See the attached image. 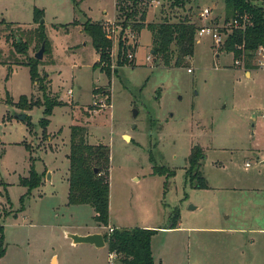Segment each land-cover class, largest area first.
Wrapping results in <instances>:
<instances>
[{
	"label": "rangeland",
	"instance_id": "obj_1",
	"mask_svg": "<svg viewBox=\"0 0 264 264\" xmlns=\"http://www.w3.org/2000/svg\"><path fill=\"white\" fill-rule=\"evenodd\" d=\"M117 1L0 0V224L5 233L0 264H50L54 255L58 264H111L115 255L107 245L75 244L68 233L105 234L114 226L157 229L154 264H264V50L253 57L244 53L236 63L209 34L197 35L194 55L166 67L151 51L152 33L143 28L135 38L131 33L123 38L137 46L133 58L119 66L118 20L124 18ZM173 2L141 0L139 5L147 8V22L187 15L199 27L211 25V19L221 30L231 23L225 21L224 0ZM257 4L264 7V0ZM205 7L211 13L202 19ZM35 8L44 12L48 41L40 61ZM88 18L112 28L117 22L104 63L84 31ZM16 36L23 38L28 55L15 51ZM28 62L36 64V83ZM23 95L30 104L19 103ZM46 95L63 105L54 108L44 128ZM35 102L40 105L29 108ZM20 113L29 118L19 120ZM75 124L87 127L90 145L109 148L103 172L110 183L109 226L94 220L92 206L69 204ZM196 144L205 153L201 171L208 189L193 188L187 178ZM31 164L42 183L22 204L28 189L20 180L29 176ZM170 170L175 175L169 176ZM177 209L178 228L170 229Z\"/></svg>",
	"mask_w": 264,
	"mask_h": 264
},
{
	"label": "trees",
	"instance_id": "obj_2",
	"mask_svg": "<svg viewBox=\"0 0 264 264\" xmlns=\"http://www.w3.org/2000/svg\"><path fill=\"white\" fill-rule=\"evenodd\" d=\"M75 1L77 2V0ZM127 1V3H123L118 0L116 5L119 10V18H124L123 20H118L120 23L119 33H121L117 57L119 66L127 64L128 59L126 57L135 51L134 47L137 44L128 45L124 44L123 41V38L127 39L134 29H137L135 36L143 28H147L152 33L153 54L161 58L166 67L180 66L184 60L194 55L197 33L200 27L190 16L186 15L177 21H173L171 17L166 16L161 22H147L148 11L147 8L139 5L141 0ZM224 1L226 22L240 18V15H247L251 25L245 30L231 26L232 30L227 33L221 48L228 53H232L235 60L241 59L244 53L249 55V57H253L254 52H257L260 48L264 49V7L257 4V0ZM184 4L185 0H174L172 6H184ZM34 14V20L38 24L34 31L39 33L37 37L41 45L44 41L46 42L47 50L48 41L43 28L44 21L42 22L44 12L39 8H35ZM107 28L108 25L94 21L91 18H88L84 23V31L91 36L93 45L100 54V63L107 61L109 58L108 53L113 47V41L108 37ZM223 31H226V29ZM13 45L18 54L28 55L27 45L21 36L15 37ZM131 62L133 63V60H130ZM15 63L20 64L21 61ZM96 64L95 67L97 66ZM27 65L30 67L32 82L36 83L38 79L36 64L28 62ZM247 66L251 67V64L248 63ZM19 103L22 105L30 104L26 95L20 97ZM31 105L29 108L36 105L39 106L40 102H35ZM41 105L45 106V118L41 119L40 124L47 128L54 108L63 105V102L56 96L46 95ZM28 118L29 115H27L26 120ZM204 158L203 147L198 144L194 145L189 156L190 167L187 171L188 181H190V185L193 188H209L208 181L201 171V164ZM69 159V204H88L92 206L95 211L94 220L99 225L109 226L110 183L103 173L109 165V148L90 145L88 143L87 127L75 124L71 127ZM95 168H99V173H95ZM175 173L174 170H170L168 175H175ZM20 183L28 189L27 193L22 197L23 204L25 197L30 195L33 189L40 187L42 183L41 175L37 172L34 165L31 164L29 176L21 178ZM179 219L180 212L177 209L173 214L171 226L168 228H178ZM113 228L112 232L104 234L109 253L115 255V259L111 264H154L152 239L157 234V229L148 227L118 228L116 226ZM4 241V226L0 224V257L5 253Z\"/></svg>",
	"mask_w": 264,
	"mask_h": 264
},
{
	"label": "built area",
	"instance_id": "obj_3",
	"mask_svg": "<svg viewBox=\"0 0 264 264\" xmlns=\"http://www.w3.org/2000/svg\"><path fill=\"white\" fill-rule=\"evenodd\" d=\"M257 1L259 2V0H257ZM210 13H211V10L209 9V7H205L200 12V18L206 19ZM240 16H241L240 18H236V19L231 20L230 24L227 23V26L225 27L226 31L221 30L219 28V26L217 27V26L213 25L214 21H213V19H211L210 20L211 25L200 27V29L198 30L197 35L198 36H203L204 34H209L210 37L214 40V42L218 46H221L224 43V41H225L227 33L231 32V30H232L231 26L234 27V28H241V29L245 30L248 26L251 25V23L249 22L250 19H249V17L247 15H240ZM106 25H108V28H107L108 37L113 41L118 27L116 26V24H115L114 28H112V26L110 24H106ZM131 34H133V36L135 38V34L132 33V32H131ZM259 50H264V49L260 48ZM128 57L129 58H133V54L130 53L128 55ZM241 61H242L241 59H238V60H236V63H240ZM189 72H192V70L189 69ZM69 94L70 95L73 94L72 89L69 90ZM263 117H264V115H263ZM113 229H114L113 227H110L109 231L112 232Z\"/></svg>",
	"mask_w": 264,
	"mask_h": 264
},
{
	"label": "water",
	"instance_id": "obj_4",
	"mask_svg": "<svg viewBox=\"0 0 264 264\" xmlns=\"http://www.w3.org/2000/svg\"><path fill=\"white\" fill-rule=\"evenodd\" d=\"M43 21H44V19L42 20V22ZM45 51H46V42L44 41L42 43L39 51L36 52L35 58H37L38 60H43L44 55H45ZM151 51H152V53H154V49H152ZM27 115H28L27 113H20V114H17V118L19 120H26ZM137 116H138V110L133 109V117L137 118ZM124 138L127 140H131V137L129 135H124ZM94 171H95V173H99V168H95ZM192 208H194V206H192ZM68 237H70L75 244L88 243V244H93L97 247H106V245H107L104 234L99 233V232L90 233V234H86V235H80L77 233H68ZM57 263H58V259H57V256L55 255V256H53L50 264H57Z\"/></svg>",
	"mask_w": 264,
	"mask_h": 264
},
{
	"label": "crops",
	"instance_id": "obj_5",
	"mask_svg": "<svg viewBox=\"0 0 264 264\" xmlns=\"http://www.w3.org/2000/svg\"><path fill=\"white\" fill-rule=\"evenodd\" d=\"M55 256V255H54ZM58 264V263H57Z\"/></svg>",
	"mask_w": 264,
	"mask_h": 264
}]
</instances>
